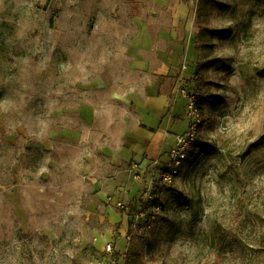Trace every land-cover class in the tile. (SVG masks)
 Masks as SVG:
<instances>
[{"label":"rangeland","instance_id":"obj_1","mask_svg":"<svg viewBox=\"0 0 264 264\" xmlns=\"http://www.w3.org/2000/svg\"><path fill=\"white\" fill-rule=\"evenodd\" d=\"M177 87L206 105L166 181L138 131ZM129 252L264 264V0H0V264Z\"/></svg>","mask_w":264,"mask_h":264},{"label":"crops","instance_id":"obj_2","mask_svg":"<svg viewBox=\"0 0 264 264\" xmlns=\"http://www.w3.org/2000/svg\"><path fill=\"white\" fill-rule=\"evenodd\" d=\"M155 98L151 99L147 104L151 109V116L148 120L150 129H140L138 131L141 139L137 149L139 155L145 154L143 163H148L151 160L155 161L160 158V155L168 148L172 141H176L177 133H183L189 128L188 116V99L185 94L178 91V87L170 93L163 92L157 95H151ZM169 96H174L173 107L170 113L167 114L170 107ZM141 99V97L139 96ZM167 114V115H166ZM179 116L180 120L175 121L173 117Z\"/></svg>","mask_w":264,"mask_h":264},{"label":"built area","instance_id":"obj_3","mask_svg":"<svg viewBox=\"0 0 264 264\" xmlns=\"http://www.w3.org/2000/svg\"><path fill=\"white\" fill-rule=\"evenodd\" d=\"M185 92V91H184ZM188 115L190 118V125L188 130L177 136L176 144L173 148L169 150L168 159H167V169L164 174V179L171 180L173 176H175L183 161L188 155V151L191 148L192 144L196 141V133L198 129V123L200 119L199 111L195 106V96L192 94L189 96V104H188ZM157 161V160H156ZM108 251H112V246H108ZM119 264H124L119 263Z\"/></svg>","mask_w":264,"mask_h":264},{"label":"trees","instance_id":"obj_4","mask_svg":"<svg viewBox=\"0 0 264 264\" xmlns=\"http://www.w3.org/2000/svg\"><path fill=\"white\" fill-rule=\"evenodd\" d=\"M195 96V106L199 114H203L206 105V94L201 87H197V94ZM124 264H148L141 261L135 254L127 253L124 257ZM152 264V263H151Z\"/></svg>","mask_w":264,"mask_h":264}]
</instances>
